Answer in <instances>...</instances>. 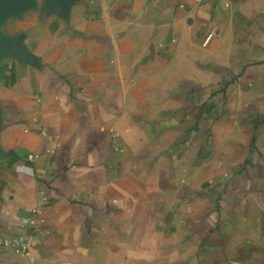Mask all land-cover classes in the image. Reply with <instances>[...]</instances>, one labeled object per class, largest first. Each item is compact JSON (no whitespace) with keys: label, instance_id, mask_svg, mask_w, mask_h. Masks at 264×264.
Listing matches in <instances>:
<instances>
[{"label":"crops","instance_id":"crops-1","mask_svg":"<svg viewBox=\"0 0 264 264\" xmlns=\"http://www.w3.org/2000/svg\"><path fill=\"white\" fill-rule=\"evenodd\" d=\"M31 2L0 28V232L31 249L0 264H264V0Z\"/></svg>","mask_w":264,"mask_h":264},{"label":"built area","instance_id":"built-area-1","mask_svg":"<svg viewBox=\"0 0 264 264\" xmlns=\"http://www.w3.org/2000/svg\"><path fill=\"white\" fill-rule=\"evenodd\" d=\"M197 2H204L206 0H196ZM117 143V139L114 140ZM58 146V145H57ZM56 146V147H57ZM56 148L49 149L50 152H55ZM116 149L119 150V146H116ZM37 156L34 154H29L28 159L33 160ZM40 214V210L38 208H34L31 215L26 219L29 225L35 229L37 226V218ZM0 249H9L13 250L16 253H20L23 255H29L31 249L30 238L28 236H6L0 232Z\"/></svg>","mask_w":264,"mask_h":264},{"label":"water","instance_id":"water-1","mask_svg":"<svg viewBox=\"0 0 264 264\" xmlns=\"http://www.w3.org/2000/svg\"><path fill=\"white\" fill-rule=\"evenodd\" d=\"M61 1L47 0L52 5H59ZM32 5L31 0H0V24L12 16L21 15L24 11L31 8ZM15 46L16 44L14 42L0 36V53Z\"/></svg>","mask_w":264,"mask_h":264},{"label":"rangeland","instance_id":"rangeland-1","mask_svg":"<svg viewBox=\"0 0 264 264\" xmlns=\"http://www.w3.org/2000/svg\"><path fill=\"white\" fill-rule=\"evenodd\" d=\"M14 22H15V21L10 22V24L8 25V27L11 26V24H14ZM2 24H3V23L0 24V28H1Z\"/></svg>","mask_w":264,"mask_h":264}]
</instances>
